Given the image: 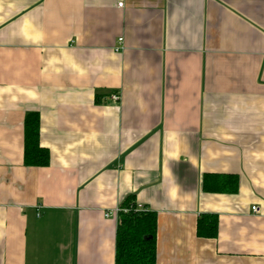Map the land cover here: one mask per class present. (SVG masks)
<instances>
[{
  "label": "crops",
  "instance_id": "obj_1",
  "mask_svg": "<svg viewBox=\"0 0 264 264\" xmlns=\"http://www.w3.org/2000/svg\"><path fill=\"white\" fill-rule=\"evenodd\" d=\"M129 198L157 264H264V0H0V264H116Z\"/></svg>",
  "mask_w": 264,
  "mask_h": 264
},
{
  "label": "trees",
  "instance_id": "obj_2",
  "mask_svg": "<svg viewBox=\"0 0 264 264\" xmlns=\"http://www.w3.org/2000/svg\"><path fill=\"white\" fill-rule=\"evenodd\" d=\"M40 119L38 114H29L25 121V165L28 167H48L51 155L41 146ZM215 177L206 175L205 190L224 192L226 185L230 191L237 188V178H230L219 190L208 183ZM212 184V185H211ZM215 186V185H214ZM236 188L234 189V187ZM126 212H120L117 227L116 264H157V215L138 208L132 198L121 206ZM217 219L204 215L198 221L197 233L202 238H214L218 233Z\"/></svg>",
  "mask_w": 264,
  "mask_h": 264
},
{
  "label": "built area",
  "instance_id": "obj_3",
  "mask_svg": "<svg viewBox=\"0 0 264 264\" xmlns=\"http://www.w3.org/2000/svg\"><path fill=\"white\" fill-rule=\"evenodd\" d=\"M118 6H119V7H122V6H123V3H119ZM122 42H123V39H119V44H121ZM121 49H123V47H121V45H120V47L117 48V51H118V50L120 51ZM111 98H112L113 100H115V101H118V100H119V97L116 96V95L112 96ZM253 210L256 211L257 209L254 207ZM116 211H117V212H116L117 214H120V212H126V211L123 210V209H121L120 212H119V210H116ZM112 215H113V214H112ZM114 215H115V214H114ZM105 216L108 217L109 214H107V215H105Z\"/></svg>",
  "mask_w": 264,
  "mask_h": 264
},
{
  "label": "rangeland",
  "instance_id": "obj_4",
  "mask_svg": "<svg viewBox=\"0 0 264 264\" xmlns=\"http://www.w3.org/2000/svg\"><path fill=\"white\" fill-rule=\"evenodd\" d=\"M121 209H122L121 206H119L118 208H116V209L113 210L112 212H107V214H109V216H111L112 214H115V216L118 217L119 214L116 213V212H117L116 210H119V212H120ZM107 214H106V215H107Z\"/></svg>",
  "mask_w": 264,
  "mask_h": 264
}]
</instances>
